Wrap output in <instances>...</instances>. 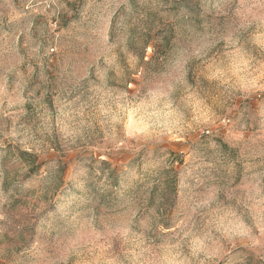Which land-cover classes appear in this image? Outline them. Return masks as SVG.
I'll list each match as a JSON object with an SVG mask.
<instances>
[{"label": "rangeland", "instance_id": "374dc122", "mask_svg": "<svg viewBox=\"0 0 264 264\" xmlns=\"http://www.w3.org/2000/svg\"><path fill=\"white\" fill-rule=\"evenodd\" d=\"M262 71L264 0H0V264H264Z\"/></svg>", "mask_w": 264, "mask_h": 264}, {"label": "clouds", "instance_id": "9594fccd", "mask_svg": "<svg viewBox=\"0 0 264 264\" xmlns=\"http://www.w3.org/2000/svg\"><path fill=\"white\" fill-rule=\"evenodd\" d=\"M261 75H264V71L261 72ZM182 77H183V73H181V79H182ZM220 83L221 84H225V83H227V81L226 80H221ZM249 86H251V87H255L256 86L255 77H253V79L248 84H245L242 81H238L236 84L233 85V87H236L237 89L238 88H248ZM259 87L260 88H264V83H260ZM171 91H172V87L170 86L169 87V92H171ZM194 95H195V98L197 99L198 103H200V104H204L205 103L203 97H200L198 94H194ZM156 100H158L157 99V95L156 94H152L151 95V99L141 100L138 103V105L144 104L146 102L156 101ZM161 100H167L168 101V103L164 105V108L165 109L171 108L175 112V118H176L177 122L185 120V119H193L194 120V117L191 115L190 110L186 111V109L189 108V105L184 104V103H175L168 97L167 94H164L163 99H161ZM160 106H161L160 103L156 104L157 108H159ZM164 123H165V121H164V118L162 116L160 123L159 124H155L154 127L162 130L163 126H164ZM168 123L169 124L172 123L171 118H169ZM162 247H164L166 249H170V248H168L166 243L164 245H162ZM173 247H175V246H173ZM78 254L79 253H77V255ZM176 255H179V253H177ZM97 260H99V257H97L95 260L89 262V264H97ZM101 264H102V262H101ZM164 264H185V262L181 261V260H176V258L173 257V256H166L164 258Z\"/></svg>", "mask_w": 264, "mask_h": 264}, {"label": "trees", "instance_id": "16d2710c", "mask_svg": "<svg viewBox=\"0 0 264 264\" xmlns=\"http://www.w3.org/2000/svg\"><path fill=\"white\" fill-rule=\"evenodd\" d=\"M165 184V183H164Z\"/></svg>", "mask_w": 264, "mask_h": 264}]
</instances>
